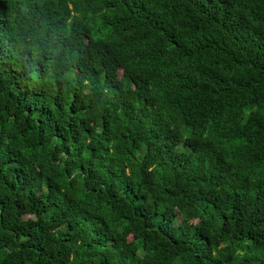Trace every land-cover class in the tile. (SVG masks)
Masks as SVG:
<instances>
[{
  "label": "trees",
  "instance_id": "trees-1",
  "mask_svg": "<svg viewBox=\"0 0 264 264\" xmlns=\"http://www.w3.org/2000/svg\"><path fill=\"white\" fill-rule=\"evenodd\" d=\"M0 264H264V0H0Z\"/></svg>",
  "mask_w": 264,
  "mask_h": 264
}]
</instances>
